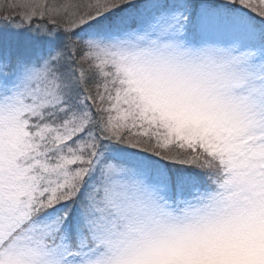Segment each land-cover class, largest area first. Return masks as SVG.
Instances as JSON below:
<instances>
[{
  "label": "snow or ice",
  "instance_id": "obj_1",
  "mask_svg": "<svg viewBox=\"0 0 264 264\" xmlns=\"http://www.w3.org/2000/svg\"><path fill=\"white\" fill-rule=\"evenodd\" d=\"M0 264H264V0H0Z\"/></svg>",
  "mask_w": 264,
  "mask_h": 264
}]
</instances>
